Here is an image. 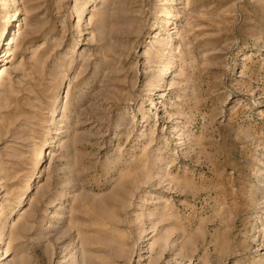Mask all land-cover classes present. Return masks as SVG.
<instances>
[{"label":"rangeland","instance_id":"374dc122","mask_svg":"<svg viewBox=\"0 0 264 264\" xmlns=\"http://www.w3.org/2000/svg\"><path fill=\"white\" fill-rule=\"evenodd\" d=\"M8 253L264 264V0H0Z\"/></svg>","mask_w":264,"mask_h":264},{"label":"bare ground","instance_id":"6f19581e","mask_svg":"<svg viewBox=\"0 0 264 264\" xmlns=\"http://www.w3.org/2000/svg\"><path fill=\"white\" fill-rule=\"evenodd\" d=\"M16 13H13V15H11L10 17H15ZM10 20V19H9ZM55 129V128H54ZM50 131V130H49ZM48 131V132H49ZM53 131V130H52ZM53 133V132H52ZM43 152V151H42ZM59 209V208H58ZM7 253V252H6ZM10 253L5 254L2 258L0 257V259H5L7 256L9 257Z\"/></svg>","mask_w":264,"mask_h":264}]
</instances>
